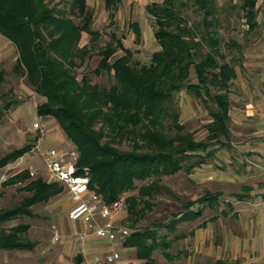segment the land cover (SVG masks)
<instances>
[{
    "label": "trees",
    "instance_id": "16d2710c",
    "mask_svg": "<svg viewBox=\"0 0 264 264\" xmlns=\"http://www.w3.org/2000/svg\"><path fill=\"white\" fill-rule=\"evenodd\" d=\"M70 1L67 14L48 8L43 0H0V35L17 49L19 60L13 72L26 77L35 94L45 99L36 107L37 117L55 120L78 151V166L88 169L90 188L106 204L136 191L126 197V203L131 223H138L150 209V201L163 190L169 192L159 184L161 178L200 167L211 156L208 148L228 136L229 87L236 70L220 52L214 0H164L147 5L145 10L153 19V36L159 50L151 55L148 66L139 68L132 64V51L115 34L98 47L100 33L91 29L93 14L87 0ZM120 1L105 0L111 20ZM255 3L256 0H242L241 10L249 31L258 26ZM190 8L201 14L199 21L190 23L186 19L183 11ZM70 16L79 21L74 22ZM132 28L135 42L139 43V26L134 23ZM83 33L90 38L80 47ZM117 51L123 55L115 58ZM91 52L99 57L93 73L111 74L113 78L108 89L91 84L86 76L77 78L76 70L86 63ZM191 70L196 83H189ZM3 82L4 72L0 70V85ZM182 90L210 100L215 107L209 111L211 122L206 126L205 141H196L178 123L172 100ZM168 119L173 135L164 129ZM125 141L129 144L127 150L113 145ZM32 147L28 144L1 158L0 169L29 153ZM136 182L148 184L137 188ZM17 183L23 184L19 189L27 195L17 206L0 212V224L31 217L33 206L47 203L62 191L55 183L30 179L26 170L9 178L5 185ZM216 199L208 196L197 203ZM193 204H185V212L167 224L142 230L131 228L123 245L134 248L137 259L144 264H151V254L157 250L168 264H173L175 257L167 252L171 243L160 238L157 229L172 232L178 223L194 218L197 213L189 210ZM27 229L19 225L9 233L0 230V249L33 250V244L21 240ZM75 264H80V258L75 259Z\"/></svg>",
    "mask_w": 264,
    "mask_h": 264
},
{
    "label": "rangeland",
    "instance_id": "374dc122",
    "mask_svg": "<svg viewBox=\"0 0 264 264\" xmlns=\"http://www.w3.org/2000/svg\"><path fill=\"white\" fill-rule=\"evenodd\" d=\"M43 1L50 9L62 10L67 14L70 12V0ZM163 1L121 0L117 5L115 16L111 20L109 11L105 9V0H87V8L93 14L91 29L100 33L98 47L108 43L110 40L109 36L113 33L122 41L125 48L132 51V64L134 66L138 68L148 66L151 55L159 50V46L153 36V19L146 13L145 8L151 3H162ZM214 2L219 20L218 37L221 42V54L225 56L226 62L235 67L238 76L244 78L242 81L248 84V91L250 88H254L255 94L262 93L264 91V83L260 79L264 78V0H256L255 11L258 26L253 31L248 30L243 17L241 10L242 0H214ZM195 9L190 8L183 11L186 14L184 16L190 23L197 22L202 18L201 14L196 12ZM70 17L76 23L79 21L77 17ZM134 23L139 26L141 32L139 43L135 42V33L132 28ZM89 38L87 34L83 33L79 46H85ZM231 43L235 45H230ZM94 52H91L86 63L76 70L77 78L80 80L83 76H86L91 84L108 89L113 83V78L111 74L104 73L101 76H96L93 73L99 61V57ZM122 55L121 51H117L115 58ZM18 60L19 55L15 46L0 35V70L4 72V82L0 85L2 94L0 97V159L23 146L28 144L33 146L37 143L40 134L33 131L32 125L35 118L40 120L39 122L44 129L43 138L41 137L42 140L39 142L42 149L46 150L50 147L63 148L66 142L65 134H55L51 130L53 126L46 123V121H52V119L37 117L36 106L44 103L45 99L35 94L34 87L27 81L26 77L16 75L13 72L15 62ZM189 83H196L192 70L189 76ZM239 90L234 82L230 85L231 112L238 111L239 107H243L241 104L248 103L250 99L254 100L253 96L251 98L246 96L245 98L243 92L239 94ZM204 99L205 101L197 98L191 92L182 90L175 93L172 100V108L178 113V123L184 128L183 132L192 134L196 141H205L206 126L210 121L209 111L215 110L211 101ZM233 106H235V109L232 110ZM230 118H234L233 115ZM56 128L58 129V127ZM170 128V120L168 119L164 122L165 132H170V135L175 134ZM231 129L233 128L231 127ZM59 140H62V142L56 144ZM103 141H106V139ZM229 141L232 146H235L234 137H230L228 143ZM113 145L121 150L129 148L127 141L123 143L113 142ZM226 146L227 143L224 147H220V145L214 146L215 155H217L214 156V159L208 161L207 166L195 169L190 174L181 171L171 177L161 178L159 184L169 192L163 190L162 193L156 195L150 201V209L145 211V216L140 222L133 223L134 225L131 223L126 207L123 212L115 217V225L131 232V228L134 227L142 230L153 228L158 223L167 224L175 216L185 212V204L196 200L206 193L220 192L222 196H226L221 197L224 202H219L217 206L210 209H204L202 216L195 222L180 224L172 232H168L165 228L157 229L158 236L160 238L164 237L166 240H172L176 235L183 234L187 236L183 240L173 242L167 251L177 256L173 264H205L206 259L202 258V246L200 243L194 245V241L189 237L188 233L203 220L217 216L220 212L231 213L233 207H235V201L228 196L238 192V188L233 183L228 185L219 182L216 176L222 171L220 170L221 167H226V157L223 154H219L220 151L226 152L223 150ZM68 147L76 149L71 142ZM30 156L31 154L27 153L22 157V160L13 161L0 169V212L17 206L27 195L26 192L19 190V185H3L2 176H4V173L6 178H9L22 172V170L28 171V168L32 167L36 174L30 179L40 177L45 182L50 181V178L44 173L43 167L41 168V164L31 159ZM25 158L32 160L34 165L27 164ZM80 167L86 168V166ZM207 176L208 179H205ZM143 184H148V182H136V187L138 188ZM135 193L136 191H131L121 196L127 197ZM66 199V193L60 194L46 204L32 207L33 215L31 217H17L11 221L1 223L0 230L6 233H9L12 228L19 225L28 226V230L21 234V240L25 243L33 244L34 249L31 252L0 251V264H74L73 259L77 255L78 249L75 248L72 238H64L59 243L53 244V228L60 229L61 220L69 228L73 229L75 227L74 223L67 218ZM227 202L230 205H227ZM197 207L198 205H194L192 210H196ZM116 247L120 254L121 261L119 264H142V262L134 261V251L120 248V241L117 242ZM107 249L108 246L105 247V250ZM210 257H212L209 260L210 264H216L215 255L212 253ZM151 261V264H168L160 250L151 254Z\"/></svg>",
    "mask_w": 264,
    "mask_h": 264
},
{
    "label": "crops",
    "instance_id": "0c3cea01",
    "mask_svg": "<svg viewBox=\"0 0 264 264\" xmlns=\"http://www.w3.org/2000/svg\"><path fill=\"white\" fill-rule=\"evenodd\" d=\"M243 79L244 78H240L238 76L236 71V78L232 81V83L234 82L235 86L240 89L238 91L239 94L243 92L245 98L246 96H249L250 98L251 96H253L254 100L250 99L248 103L241 104L243 105V107H239V110L236 112H231V110L229 109V117L233 115L234 118H229L227 121L228 136L226 138H221L220 143L212 144L208 148V152L211 153V156L207 159V161L200 167L193 168L189 173H187L190 174L195 169L207 166L208 161L214 159V156L217 155H215L214 146L220 145V147H224L227 143V146L223 148V150L226 152H219L220 155L223 154V156L226 157V167H221L220 170H222L223 172L220 171V174H217L216 176L219 182L228 185L233 183L234 186L238 188V192H234L232 195L228 196L235 201V207H233V209L231 208V213L220 212L221 214L219 213L217 214V216H213L203 220L196 228L188 233L189 237L194 241V245L200 243V245L202 246V258L206 259L205 264H210L209 260L210 258H212L210 257L212 253L215 255L214 258L216 264H264V91L262 93L259 92L258 94L254 93V88H250V90L248 91V84L243 83ZM260 80L262 83H264V78ZM233 109H235V106L232 107V110ZM42 118L52 119V121H44H46L47 124L53 126L51 130L54 131L55 134L61 135L62 133L64 135V133L52 117ZM210 122L211 118L208 123ZM56 127H58V129ZM231 127L233 129H231ZM47 131L49 130L47 129ZM230 133H232V135H230ZM206 135L207 132L205 134V137ZM229 136L234 137L235 146H232V143L230 144V141L228 143V140L230 138ZM64 137L66 139L65 146L63 148H59L58 150L69 148L68 146L70 141L66 138L65 135ZM60 142H62V140H59V142H56V144H60ZM30 158L34 159L36 162H39L41 164V168L43 167L42 162L38 156L31 154ZM25 161L27 164L34 165L32 160H28L27 158H25ZM3 175H5V173ZM208 176L205 179H208ZM213 176L215 177V175ZM9 178H6L3 181V185H5V182ZM46 183H55L59 187H61L62 191L58 195L66 193L68 200L66 199L65 205L67 206L69 212L72 204L70 195L67 193L65 188L52 179H50V181ZM15 185H19L21 187L23 184L21 185L17 183ZM208 196H213L217 199L212 203H209V201L197 203L199 199ZM221 197L226 196H222V193L220 192H215L213 194L206 193L196 200L190 202L194 204L191 205L189 210L193 213H197V215L190 220L178 223L175 228H177V226H179L180 224L192 223L198 220L202 216L204 209H210L214 206H217L219 202H224ZM228 203L229 202H227L226 204L230 205ZM194 205H198L196 210H192V207ZM68 220L74 223L75 227L71 229L66 225V223H62L61 220L60 229L53 228V244L59 243L64 238H72L75 248L78 249V253L73 259L74 264L76 258H80V264H93V258L95 256L99 255V257H102L104 255V253L106 252L105 247L108 246V243L106 241L100 240L93 234H87L85 238L78 239V234L87 233L86 227L80 221H72L69 218ZM55 231L59 234L58 239H55L54 237ZM186 237L187 236L183 234L179 236L176 235L174 239L168 241H170L172 245L173 242H178L185 239ZM125 239L126 238L119 240L121 245L120 248H124V250L128 251H134V261L138 263L142 262V264H144V261L137 259L136 251L134 248L125 247L123 245ZM0 251L13 252L22 250L8 251L0 249ZM174 257L176 259L177 256ZM120 261L121 260L119 259L115 264H119Z\"/></svg>",
    "mask_w": 264,
    "mask_h": 264
},
{
    "label": "built area",
    "instance_id": "2783aa9c",
    "mask_svg": "<svg viewBox=\"0 0 264 264\" xmlns=\"http://www.w3.org/2000/svg\"><path fill=\"white\" fill-rule=\"evenodd\" d=\"M38 118L34 119L33 131L40 134L37 143L33 145L29 154L40 158L46 175L62 185L70 195L71 208L68 218L80 221L87 229V233L78 234V239H83L87 234H93L100 240L108 243V249L102 257L93 258V264H115L120 259L117 242L130 235V232L115 225V217L123 212L126 207V197L120 196L115 201L106 204L102 197L90 188V175L87 168L78 166L79 154L76 149L40 148L39 141L44 135V129ZM22 160V157L19 158ZM29 176L34 177L36 172L28 168ZM3 180L6 175L2 176ZM55 239L59 234L55 231Z\"/></svg>",
    "mask_w": 264,
    "mask_h": 264
}]
</instances>
